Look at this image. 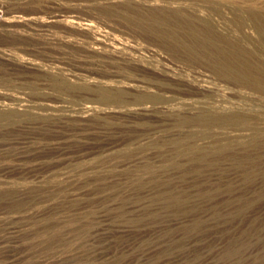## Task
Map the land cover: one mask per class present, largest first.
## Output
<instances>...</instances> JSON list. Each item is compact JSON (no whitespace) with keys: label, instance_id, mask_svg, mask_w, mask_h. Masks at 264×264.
Here are the masks:
<instances>
[{"label":"rangeland","instance_id":"374dc122","mask_svg":"<svg viewBox=\"0 0 264 264\" xmlns=\"http://www.w3.org/2000/svg\"><path fill=\"white\" fill-rule=\"evenodd\" d=\"M263 26L264 0H0V264H264Z\"/></svg>","mask_w":264,"mask_h":264},{"label":"bare ground","instance_id":"6f19581e","mask_svg":"<svg viewBox=\"0 0 264 264\" xmlns=\"http://www.w3.org/2000/svg\"><path fill=\"white\" fill-rule=\"evenodd\" d=\"M258 20H259V19H258ZM262 20H263V18H262ZM257 22H258V21H257ZM260 23H261V22H260ZM258 24H259V23H258ZM263 27H264V26H263ZM262 30H263V29H262ZM262 30L260 29V32H262ZM191 32H192V31H191ZM174 34H175V33H174ZM191 34H192V33H191ZM193 34H194V33H193ZM261 34H262V33H261ZM263 37H264V36H263ZM172 38H173V37H172ZM259 77H260V76L258 75V78H259ZM246 78H247V77H246ZM258 78H257V79H258ZM262 78H263V77H262ZM237 79H238V78H237ZM247 79H249V78H247ZM257 79H256V80H257ZM245 80H246V79H245ZM237 81H238V80H237ZM259 81H260V80H259ZM262 82H263V81H262ZM257 84H258V83H257Z\"/></svg>","mask_w":264,"mask_h":264}]
</instances>
